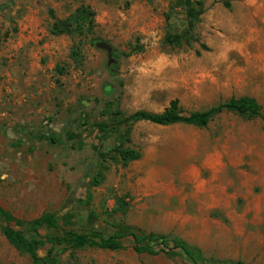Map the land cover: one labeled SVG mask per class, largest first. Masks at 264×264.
<instances>
[{
  "label": "rangeland",
  "instance_id": "374dc122",
  "mask_svg": "<svg viewBox=\"0 0 264 264\" xmlns=\"http://www.w3.org/2000/svg\"><path fill=\"white\" fill-rule=\"evenodd\" d=\"M174 1L0 0V205L22 221L56 213L61 228L76 232L132 226L165 234L184 241L201 264H264L260 118L223 112L204 128L135 122L124 144L141 157L107 158L103 180L90 184L93 148L123 141V127L111 126L115 110L162 112L176 99L188 114L249 96L264 111V0H201L191 39L179 47L164 40L188 27ZM80 6L93 12L90 31L51 33L55 19ZM97 41L113 48L109 66ZM66 125L72 137L63 144ZM50 129L57 143L46 137ZM77 156L83 161L68 170ZM3 225L0 264H31ZM39 233L45 246L36 245L37 254L47 264H193L179 249L137 253L131 237L116 251L66 241L49 259L56 232Z\"/></svg>",
  "mask_w": 264,
  "mask_h": 264
},
{
  "label": "trees",
  "instance_id": "16d2710c",
  "mask_svg": "<svg viewBox=\"0 0 264 264\" xmlns=\"http://www.w3.org/2000/svg\"><path fill=\"white\" fill-rule=\"evenodd\" d=\"M174 7H181L184 9L186 17L188 18V27L180 32L167 31L164 40L166 43L174 46H182L189 43L191 39V28L199 19L203 12L201 0H175ZM93 23V12L87 6L78 7L74 13L70 14L65 19H55L51 24L50 31L54 35L68 34V35H83L91 30ZM76 50L72 49V57H76ZM223 112H233L243 118H260L264 122V111L258 101L249 96H240L238 98L231 97L228 100L219 102L205 110L193 111L184 114L178 105V100H172L168 107L162 112H150L145 110H137L131 114H125L121 110H115L111 113V126L112 129L119 130L123 127L122 133L119 137L123 139L120 142L110 145L107 148L95 146L93 149L97 157V164L93 170L95 175L91 179V185H98L104 178L103 168L104 162L107 158H117L122 162L139 159L142 155L141 151L125 146L124 141H127L131 131V125L138 121H146L156 125H171V124H186L198 128H204L216 116ZM100 127L104 126L103 124ZM66 137L62 139V143L68 141L72 137L71 130L65 129ZM123 135V136H122ZM58 133L56 130H48L46 137L52 143H57ZM123 137V138H122ZM105 139V137H103ZM103 138L101 141H103ZM69 201H74V198L69 197ZM56 213H45L42 216L31 221H22L14 217L5 208L0 205V220L5 225L2 226L1 232L16 250L25 253L31 259V264H47V260L37 254L36 245L45 246L44 236H40V230H54L56 236L54 242L48 246L46 253L49 259H54L57 255L55 247L70 241L69 246L72 249L83 247H94L98 249L116 251L122 249L124 246L121 239L124 237H131L133 240V249L137 253L157 254L159 252L169 253L173 249H179L185 254L193 264H201V257L187 246V244L176 238H170L165 234L144 232L143 230L132 227L122 226L123 231L120 233H110L108 235L102 234L98 230L76 232L73 230H65L61 228L56 222ZM17 224H20L19 228ZM26 233L32 234L37 237H29ZM157 241L159 245L164 248L154 250L148 242ZM169 242L172 247H169Z\"/></svg>",
  "mask_w": 264,
  "mask_h": 264
},
{
  "label": "water",
  "instance_id": "95a60500",
  "mask_svg": "<svg viewBox=\"0 0 264 264\" xmlns=\"http://www.w3.org/2000/svg\"><path fill=\"white\" fill-rule=\"evenodd\" d=\"M173 21H174V18H170V19H169V22H173ZM176 22H177L176 24L179 26V25H180V21L177 20ZM183 22H185V21L183 20ZM95 46H96L97 48H99V49H102V50H105V51H106V53H107V65H108V66H109L111 63L114 62V59H113V57H112V50H113V48H112V46H111L109 43H107V42H105V41H97V42L95 43Z\"/></svg>",
  "mask_w": 264,
  "mask_h": 264
},
{
  "label": "flooded vegetation",
  "instance_id": "af4514ba",
  "mask_svg": "<svg viewBox=\"0 0 264 264\" xmlns=\"http://www.w3.org/2000/svg\"><path fill=\"white\" fill-rule=\"evenodd\" d=\"M52 142V141H51ZM77 161L76 162H74V161H72L71 159L66 163V165H65V167H67L68 168V170H70V171H74V169H75V165L77 164V162L79 161V162H82L83 160L81 159V157H79V156H77Z\"/></svg>",
  "mask_w": 264,
  "mask_h": 264
},
{
  "label": "crops",
  "instance_id": "0c3cea01",
  "mask_svg": "<svg viewBox=\"0 0 264 264\" xmlns=\"http://www.w3.org/2000/svg\"><path fill=\"white\" fill-rule=\"evenodd\" d=\"M76 180H78V179H76ZM31 260V259H30Z\"/></svg>",
  "mask_w": 264,
  "mask_h": 264
}]
</instances>
